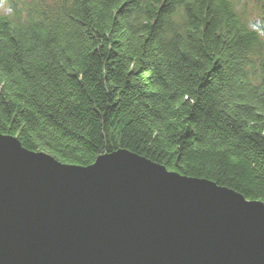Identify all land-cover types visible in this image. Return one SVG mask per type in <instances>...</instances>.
<instances>
[{
    "label": "trees",
    "instance_id": "16d2710c",
    "mask_svg": "<svg viewBox=\"0 0 264 264\" xmlns=\"http://www.w3.org/2000/svg\"><path fill=\"white\" fill-rule=\"evenodd\" d=\"M0 134L264 204V0H0Z\"/></svg>",
    "mask_w": 264,
    "mask_h": 264
},
{
    "label": "water",
    "instance_id": "95a60500",
    "mask_svg": "<svg viewBox=\"0 0 264 264\" xmlns=\"http://www.w3.org/2000/svg\"><path fill=\"white\" fill-rule=\"evenodd\" d=\"M0 264H264V204L127 150L77 167L0 134Z\"/></svg>",
    "mask_w": 264,
    "mask_h": 264
},
{
    "label": "rangeland",
    "instance_id": "374dc122",
    "mask_svg": "<svg viewBox=\"0 0 264 264\" xmlns=\"http://www.w3.org/2000/svg\"><path fill=\"white\" fill-rule=\"evenodd\" d=\"M45 1L50 2V3H55V2H57L59 0H45Z\"/></svg>",
    "mask_w": 264,
    "mask_h": 264
}]
</instances>
